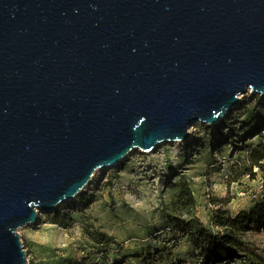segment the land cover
I'll return each mask as SVG.
<instances>
[{"label": "water", "instance_id": "1", "mask_svg": "<svg viewBox=\"0 0 264 264\" xmlns=\"http://www.w3.org/2000/svg\"><path fill=\"white\" fill-rule=\"evenodd\" d=\"M264 95V0H0V264L131 149Z\"/></svg>", "mask_w": 264, "mask_h": 264}, {"label": "rangeland", "instance_id": "2", "mask_svg": "<svg viewBox=\"0 0 264 264\" xmlns=\"http://www.w3.org/2000/svg\"><path fill=\"white\" fill-rule=\"evenodd\" d=\"M190 141H162L151 151L131 149L118 165L102 169L71 201L17 229L28 264H264V231L241 237L243 251L211 258L174 218L195 217L211 233L220 201L226 215L249 211L263 195L261 177L228 182L229 168L264 134V95L250 90L217 124L192 122ZM128 152V153H129ZM177 183H186L194 205L179 208ZM177 206V207H176ZM111 240L106 243L100 235Z\"/></svg>", "mask_w": 264, "mask_h": 264}, {"label": "trees", "instance_id": "3", "mask_svg": "<svg viewBox=\"0 0 264 264\" xmlns=\"http://www.w3.org/2000/svg\"><path fill=\"white\" fill-rule=\"evenodd\" d=\"M261 177V184L264 192V134L260 135L258 140L249 146L246 156L237 164L230 166L228 182H236L243 176L253 179L257 175ZM177 194L175 202L181 205L179 208L192 207L194 199L192 191L186 183H177L175 187ZM229 202V201H228ZM227 201H220L218 207L212 216V224L219 228L220 231L211 233L195 217L189 219L174 218L184 224L191 234L198 233L201 241H194L197 248H207L211 258H229L232 254L243 251V242L241 237L251 231H264V195L256 200L255 204L249 211H240L235 216L226 215ZM177 207V206H176ZM103 242L108 243L111 237L100 235ZM67 264H86L82 262H71Z\"/></svg>", "mask_w": 264, "mask_h": 264}, {"label": "bare ground", "instance_id": "4", "mask_svg": "<svg viewBox=\"0 0 264 264\" xmlns=\"http://www.w3.org/2000/svg\"><path fill=\"white\" fill-rule=\"evenodd\" d=\"M239 99H240V96H239ZM190 138H191V132H189V135H188V137L186 138V139H184V140H180V141H175V143H179V142H185V141H190ZM162 143V142H161ZM130 154V152L129 153H127V155L125 156V157H128V155ZM102 169H105V167H103V168H100V169H97L96 171H95V173L93 174V176H92V178L96 175V173L98 172V171H100V170H102ZM91 178V179H92ZM86 187V186H85ZM85 187H84V189H85ZM63 203V201L60 203V204H62ZM36 215H37V219L39 218V215H40V212H39V210H38V208H36Z\"/></svg>", "mask_w": 264, "mask_h": 264}]
</instances>
